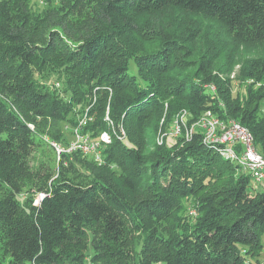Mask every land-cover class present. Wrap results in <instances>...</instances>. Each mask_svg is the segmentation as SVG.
Returning <instances> with one entry per match:
<instances>
[{
	"label": "trees",
	"instance_id": "16d2710c",
	"mask_svg": "<svg viewBox=\"0 0 264 264\" xmlns=\"http://www.w3.org/2000/svg\"><path fill=\"white\" fill-rule=\"evenodd\" d=\"M42 1L37 12L31 0H0V264L258 261L264 186L251 193V178L199 132L172 151L157 143L149 157L144 134L151 114L173 123L186 111L192 123L211 111L247 128L264 156V86L241 103L230 79L242 64L236 80L264 83V50L253 44L264 41V0ZM243 31L254 54L245 63ZM80 106L92 118L84 131L115 128L102 166L53 147L73 138ZM43 141L58 170L41 175L31 163Z\"/></svg>",
	"mask_w": 264,
	"mask_h": 264
},
{
	"label": "built area",
	"instance_id": "2783aa9c",
	"mask_svg": "<svg viewBox=\"0 0 264 264\" xmlns=\"http://www.w3.org/2000/svg\"><path fill=\"white\" fill-rule=\"evenodd\" d=\"M55 86L59 89L61 84L56 83ZM214 90L215 88L212 87V91ZM91 122L92 118L85 112L77 127L73 129V138L67 146L53 143L57 155L77 152L102 166L105 149L113 143L115 128L111 124L109 132L94 137L84 131ZM196 132L201 134L205 145L215 147L222 157L236 164L239 171L247 174L254 183L258 185L264 183V156L258 152L253 135L240 123L220 119L211 111L204 112L192 123L190 115L186 111L181 112L175 117L170 131L159 135L158 144H163L164 137L168 135L176 140L183 138L191 141ZM123 134L125 135L124 132ZM197 214L195 209L190 212L192 216Z\"/></svg>",
	"mask_w": 264,
	"mask_h": 264
},
{
	"label": "rangeland",
	"instance_id": "374dc122",
	"mask_svg": "<svg viewBox=\"0 0 264 264\" xmlns=\"http://www.w3.org/2000/svg\"><path fill=\"white\" fill-rule=\"evenodd\" d=\"M32 5L34 6V8L36 9L37 12H42L43 10H46L48 7L45 3H43L42 0H31ZM167 17H169L168 15H171L170 13H166V14H161V15H157L156 17L163 20ZM158 19V21H159ZM204 22V24L206 25V27L212 31H215V33L217 34H223L224 35V39H230L233 40V37H235V33L234 32H228L224 29H222V27L215 21H211V20H201V19H197L195 17L191 18L189 22H186V24L189 25H193V26H197L199 23ZM157 29L161 28V25L159 24L157 27ZM252 34V32H246L243 31L240 35L243 39L245 40H240L237 39L236 41V47L238 46V44L240 43L239 47L240 49L238 50L239 53L242 55V62L245 63V61H248V59H253L254 54H252V50H251V46H246L244 47V45L246 43H250L253 41H249V37ZM234 41V40H233ZM261 43V48H263L264 50V41L263 42H257L254 41V45L256 44H260ZM235 46H229V49L234 50ZM262 50V51H263ZM264 53V51H263ZM257 57V56H256ZM225 63V60H221V64ZM242 68V64H237L232 68V75L230 76V79L233 80V93L234 96L237 95L238 98L241 100V103H244L246 99H248L250 97V95L255 94L256 95V99L259 97L260 93H258L260 91V88L264 86V83L260 82L257 84H253L252 80H236V76L239 72V70ZM134 69L135 70V65L134 63L131 64V70ZM231 69V68H230ZM179 71V70H177ZM182 73H187L185 70H182ZM235 79V80H234ZM51 81V80H50ZM57 81V80H56ZM48 82V81H46ZM55 81L53 80L51 83H54ZM262 105L260 107V118L264 117V100H262ZM87 110V107L85 108V106H80L76 113V119H78L79 117H81V112ZM84 111V112H85ZM75 118V117H74ZM171 122H167L165 121V117L164 116H160L159 112H157V114H151L148 122H147V131L144 134V143L147 144V150H148V157L151 155L150 153H152V151L155 150V145L158 143V135L161 129H167L166 131L169 132L171 129ZM69 129H71V127H69ZM71 140V139H70ZM114 140V139H113ZM164 143H166V148L167 151H172V149L175 148V145L177 144L176 139L172 138L171 136H166L163 139ZM32 169L34 171H38L39 173L45 174V173H49V172H54L58 170L57 167V157L54 153V151L52 150V148L45 143L44 141L42 143H39L37 148L35 149V151L33 152V156H32ZM76 171L75 170H71L69 172L70 177L74 176L76 177ZM80 181H86V177L82 175L81 178H79ZM264 186V184H256L253 181L250 184L251 189L250 192H255L257 191L260 187L259 186ZM34 195H36V198H39V194L38 193H34ZM36 199V201H37ZM192 202V198H190L188 200V202H186V207L189 208V211L192 212L194 209L191 207L192 205H190V203ZM36 203V202H35ZM264 254V253H263ZM260 263L264 264V255L260 258ZM259 260H253L252 264H256L259 263ZM89 262V259L88 261ZM30 264V263H27Z\"/></svg>",
	"mask_w": 264,
	"mask_h": 264
}]
</instances>
